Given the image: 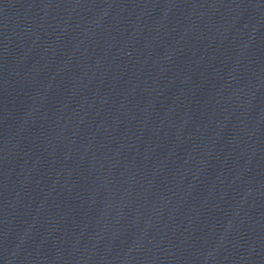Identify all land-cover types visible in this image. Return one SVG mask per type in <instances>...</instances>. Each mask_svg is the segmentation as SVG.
I'll list each match as a JSON object with an SVG mask.
<instances>
[{
	"label": "water",
	"instance_id": "95a60500",
	"mask_svg": "<svg viewBox=\"0 0 264 264\" xmlns=\"http://www.w3.org/2000/svg\"><path fill=\"white\" fill-rule=\"evenodd\" d=\"M0 264H264V0H0Z\"/></svg>",
	"mask_w": 264,
	"mask_h": 264
}]
</instances>
